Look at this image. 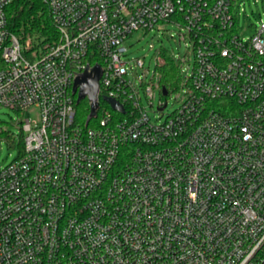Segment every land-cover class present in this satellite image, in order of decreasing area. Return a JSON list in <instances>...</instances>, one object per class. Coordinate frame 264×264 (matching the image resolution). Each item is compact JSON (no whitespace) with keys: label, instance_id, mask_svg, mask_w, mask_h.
<instances>
[{"label":"built area","instance_id":"2783aa9c","mask_svg":"<svg viewBox=\"0 0 264 264\" xmlns=\"http://www.w3.org/2000/svg\"><path fill=\"white\" fill-rule=\"evenodd\" d=\"M13 1L0 0V106L34 115L0 167V264H264V13L243 36L237 0H43L57 39L32 49L8 29ZM167 23L192 71L160 49L146 83L125 41ZM163 53L182 88L164 119ZM96 64L85 129L72 88Z\"/></svg>","mask_w":264,"mask_h":264},{"label":"rangeland","instance_id":"374dc122","mask_svg":"<svg viewBox=\"0 0 264 264\" xmlns=\"http://www.w3.org/2000/svg\"><path fill=\"white\" fill-rule=\"evenodd\" d=\"M238 10H240L238 32L243 36H251L256 31L255 27L260 24V18L264 13V0H237ZM242 9V10H241ZM179 27L173 23H167L149 32L135 31L125 41V46L128 49L127 54L123 57L124 60H131L137 57H144L145 67L139 69L138 75H141L139 80L144 78V82L148 83L156 68V57L159 55V50L164 49L166 52L178 59L184 60L182 68L184 75L191 73L194 61V55L189 49V40L181 41L179 45ZM187 43V44H186ZM152 45L153 47H150ZM149 69V70H148ZM144 75H147L144 77ZM179 91L170 93L168 106L163 112L164 116L174 112L178 107L176 95ZM179 98V97H178ZM159 90H156L154 106L151 107L145 101L146 110L150 117L155 120L154 116H159L158 111ZM34 113L16 112L7 107L0 106V167L6 166L19 154V141L21 137L20 122Z\"/></svg>","mask_w":264,"mask_h":264},{"label":"trees","instance_id":"16d2710c","mask_svg":"<svg viewBox=\"0 0 264 264\" xmlns=\"http://www.w3.org/2000/svg\"><path fill=\"white\" fill-rule=\"evenodd\" d=\"M8 29L22 44L30 42L32 49L39 45L55 41L57 33L51 20L48 6L43 0H14L7 9ZM163 64L159 67L161 83L169 91L175 90L180 80L176 63L166 54H162ZM77 96L74 95V98ZM104 101L101 102L103 106ZM76 122L82 128L93 127L95 119L87 122L90 105L87 99L76 103ZM99 116V115H98ZM20 146V145H19Z\"/></svg>","mask_w":264,"mask_h":264},{"label":"water","instance_id":"95a60500","mask_svg":"<svg viewBox=\"0 0 264 264\" xmlns=\"http://www.w3.org/2000/svg\"><path fill=\"white\" fill-rule=\"evenodd\" d=\"M102 74V68L96 64L87 68L80 74H78L74 80L72 92L77 96L76 103L81 100L87 99L90 105V113L87 117V122L97 116L99 109V80ZM163 94H167L166 88H163ZM105 101L111 106V108L118 112H124L123 106L112 98H104Z\"/></svg>","mask_w":264,"mask_h":264}]
</instances>
